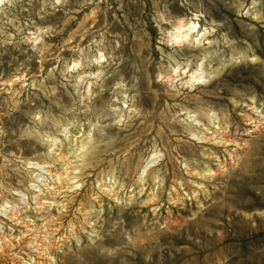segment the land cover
Here are the masks:
<instances>
[{
    "label": "rangeland",
    "instance_id": "374dc122",
    "mask_svg": "<svg viewBox=\"0 0 264 264\" xmlns=\"http://www.w3.org/2000/svg\"><path fill=\"white\" fill-rule=\"evenodd\" d=\"M0 264H264V0H0Z\"/></svg>",
    "mask_w": 264,
    "mask_h": 264
},
{
    "label": "bare ground",
    "instance_id": "6f19581e",
    "mask_svg": "<svg viewBox=\"0 0 264 264\" xmlns=\"http://www.w3.org/2000/svg\"><path fill=\"white\" fill-rule=\"evenodd\" d=\"M183 25V24H182ZM198 28V27H197ZM192 23H189L188 25H186V26H181V24L180 25H178L177 26V28H176V30L179 32V33H184V34H182V36H181V34H177L176 33V37H175V40H179L181 37V39L180 40H186V41H189V40H187L188 38H189V35L191 34V33H193V32H196V30L195 29H197ZM199 32V31H198ZM195 35V34H194ZM192 40V39H191ZM176 41V42H177ZM191 42V41H190ZM187 43V42H186ZM193 79H194V77H192ZM196 79V78H195ZM194 79V81H192V82H195V83H198V82H200L199 81V79L198 80H195Z\"/></svg>",
    "mask_w": 264,
    "mask_h": 264
}]
</instances>
